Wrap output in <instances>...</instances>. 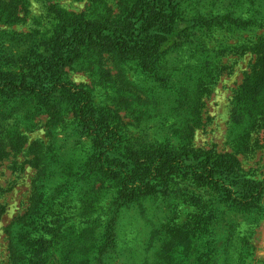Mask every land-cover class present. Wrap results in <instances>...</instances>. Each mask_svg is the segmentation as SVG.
Returning <instances> with one entry per match:
<instances>
[{
    "label": "trees",
    "instance_id": "16d2710c",
    "mask_svg": "<svg viewBox=\"0 0 264 264\" xmlns=\"http://www.w3.org/2000/svg\"><path fill=\"white\" fill-rule=\"evenodd\" d=\"M54 1L47 0L58 20L57 26L49 33L24 35L34 44L33 57L25 67L5 72L0 54V94L7 96L8 104L25 101V106H15L13 110L22 112L25 121L47 115L54 126L64 121L70 111L71 128L85 133L93 143L92 152L76 167L69 166V158L53 146L39 142L33 145L32 162L39 169L35 197L42 187L50 191V196L65 194L71 213L69 218L58 219L60 224L65 226L80 216L85 217L80 224L87 223L84 227L67 226L75 228L71 264L237 263L232 242L238 224L231 223L230 218L233 212L238 215L264 203V179L249 175L235 153L195 147L194 122L202 119L205 97L225 68L221 58L227 52L239 56L250 53L254 61L234 90L230 135L236 146L248 143L253 134L264 130V32L238 37L225 47L219 44L221 49L213 47L215 55L211 61L205 55L204 59L198 57L190 49L199 45V51H209L212 39H200L204 34L232 28L249 32L264 28V0H246L244 8L233 6L218 12L198 9L184 16L183 21L181 0H139L117 18L102 12L71 14ZM21 3L23 0H0V21H19ZM105 53L114 56L121 66L133 69L140 81L133 82V89L115 90L111 105L98 108L92 91L65 80L64 70L69 67L101 73ZM173 53L179 59L176 63L169 58ZM186 54L190 61L183 64L185 60L181 57ZM110 80L106 76L105 81ZM64 98L70 99L68 105H64ZM184 105L186 109L182 110ZM163 106L173 108L170 116L163 119V127L152 132L154 140L140 145L138 151L121 153L129 140L124 129L114 123L121 118L120 112H125L140 127ZM0 115L2 119L7 112L0 111ZM176 122V134L166 137L160 134ZM150 128L152 125L142 130L146 133ZM10 140L19 147L27 141L24 134L11 136ZM1 148L0 145V152ZM59 175L63 181L54 180ZM175 176L209 187L215 197L202 201L203 205L190 215L191 220L185 225L171 226L169 223L177 218L181 206L175 197L176 190L169 187V178ZM82 181L85 184L81 185ZM112 189L116 190L114 197L99 213L100 217H107L94 236L89 230L98 225L90 216L105 208L100 203ZM150 200L163 202L166 210L157 222L151 219L142 255L136 256L122 235L120 217L129 209H138L145 217L142 204ZM3 212L0 205V217ZM26 220L24 214L22 223L7 230L11 264L52 263L51 257L56 258L54 241L47 236L52 234L48 228L52 225L37 232L35 224ZM182 237L188 242L180 243Z\"/></svg>",
    "mask_w": 264,
    "mask_h": 264
},
{
    "label": "rangeland",
    "instance_id": "374dc122",
    "mask_svg": "<svg viewBox=\"0 0 264 264\" xmlns=\"http://www.w3.org/2000/svg\"><path fill=\"white\" fill-rule=\"evenodd\" d=\"M4 1L9 2L10 0ZM138 1L56 0L54 2L71 14L87 13L96 15L102 12L106 13V16L117 18L124 11H128L131 7L137 5ZM245 1L181 0L182 10L180 16L183 21L184 16L193 14L198 9L218 12L233 6L244 8ZM19 9L21 17L19 21H0L1 65L5 72L16 71L25 67L29 59L33 57V48L31 47L34 44L27 40L24 35L32 32L49 33L58 24V20L49 9L47 0H23V3L19 5ZM230 30L223 29L216 33L212 32L210 35H202L200 39H212L209 42V51H199V45L193 46L190 51L202 59L205 55V58L211 61L215 55V52L211 51L213 47L220 48V45L225 47L235 43L238 37L264 32V28L255 29L252 32L239 31L235 28ZM202 43L200 40L201 46ZM252 56L250 53L239 56L234 52H227L221 58L222 65L225 68L212 92L205 97L202 119L194 122L196 131L193 142L195 147L203 150L214 149L217 152L235 153L242 162L245 171L253 178L262 180L264 179V130H261L259 134H253L254 137L248 143L243 142L236 146L230 135L232 113L234 112V90L243 82L245 73L250 70V65L254 61ZM169 58L174 63L179 60L176 53L169 55ZM181 58L185 60L183 64L190 61L188 54H186V57L184 55ZM219 60L220 58L216 59V62H219ZM219 66H221V63ZM101 67L103 69L101 73L69 67L64 70L65 80L92 91L94 103L98 108L106 107L111 103V97H113L115 90L121 92L133 89V82L138 83L139 79L138 74L133 69L121 66L110 53L103 55ZM106 76L111 79L110 82L105 81ZM63 100L66 102L64 105H68L70 99L64 98ZM12 103L8 104L7 96L0 94V111L3 114L7 112L4 118H0V145L2 147L0 152V205L4 208V212L0 217V264H11L10 238L7 230L11 225L22 223L24 214L27 218L26 222L29 224L34 223L37 232L47 229L49 224L52 225L48 227L52 230V234L47 236L54 241L53 253L56 258L51 257L50 262L52 263L50 264H71V257L74 252L72 240L75 236V228L68 229L67 226L78 224L84 227L87 223H84L85 225L80 224V221L85 219V217L80 216L75 218V221L71 222L70 220L65 226L60 224L58 219L69 218L71 213L70 204L63 197L65 194L61 197L50 196V191L46 187H42L41 193L38 197H35L34 185L39 175V169L32 162L34 158L33 145L39 142L53 146L58 153L69 158V166L76 167L92 152L93 143L85 133L71 128L72 114L70 111L65 116L64 121L53 126L49 123L47 115L40 116L33 121H25L22 112L13 111L15 106H25V101ZM172 108L167 109V107H164V109L157 112V115L155 114L156 116H153L147 122L141 123L140 127L135 126L133 119L121 111V118L115 119L114 123L124 129V135L129 141L120 152L138 151L140 145H145L154 140L152 132L163 127L162 121L170 116ZM181 108L184 110L186 106L184 105ZM149 125H152V128L145 133L142 128L150 127ZM190 125L191 122H189L188 127ZM171 126L173 127L165 128L160 134L164 137L176 134L177 122L172 123ZM185 127H187V124ZM23 134L27 140L24 141L23 146H13L10 137H22ZM62 179L59 175L54 180L63 181ZM168 182L170 189L176 190L175 197L181 202V206L177 210V218L169 223L171 226L185 225L187 221L191 220L190 215L203 205L202 201L212 200L215 197V192L209 187L200 186L187 177H170ZM83 184H85L84 181L81 182V185ZM115 192L116 190H110L100 203L105 208L97 211L96 215L90 216L98 225L94 230H89V232H94V236L101 230L102 222L107 217L105 215L100 217L99 213L106 209ZM142 205L146 210L145 217L140 214L138 209H129L121 213L119 222L122 235L127 238L128 245L131 246L132 253L136 256L142 255V248L148 239L150 226H152L151 219L153 222H157L158 220H155L164 215L166 210L163 207L164 203L160 201L152 202L150 200ZM251 217L252 219H248ZM147 218L149 222H147ZM230 220H232L231 223L238 224V231L234 233L232 242V253L237 260L235 264H264V203L253 209L238 213V215L233 212ZM245 233L247 236H244ZM25 239L27 240L26 237ZM179 242L187 243L188 239L182 237ZM240 258L243 259L239 261Z\"/></svg>",
    "mask_w": 264,
    "mask_h": 264
}]
</instances>
